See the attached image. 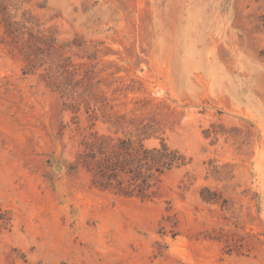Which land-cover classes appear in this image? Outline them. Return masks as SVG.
<instances>
[{
	"label": "rangeland",
	"instance_id": "obj_1",
	"mask_svg": "<svg viewBox=\"0 0 264 264\" xmlns=\"http://www.w3.org/2000/svg\"><path fill=\"white\" fill-rule=\"evenodd\" d=\"M100 139L175 161L119 195ZM0 264H264V0H0Z\"/></svg>",
	"mask_w": 264,
	"mask_h": 264
},
{
	"label": "trees",
	"instance_id": "obj_2",
	"mask_svg": "<svg viewBox=\"0 0 264 264\" xmlns=\"http://www.w3.org/2000/svg\"><path fill=\"white\" fill-rule=\"evenodd\" d=\"M96 150L85 155L93 171V182L101 189H112L127 197H151L153 187L166 169L173 166L175 158L168 146L146 147L143 139H100ZM176 153V152H175Z\"/></svg>",
	"mask_w": 264,
	"mask_h": 264
}]
</instances>
